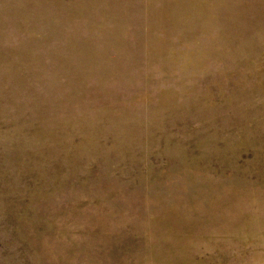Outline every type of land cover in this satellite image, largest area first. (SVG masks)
I'll return each mask as SVG.
<instances>
[{
  "label": "rangeland",
  "instance_id": "1",
  "mask_svg": "<svg viewBox=\"0 0 264 264\" xmlns=\"http://www.w3.org/2000/svg\"><path fill=\"white\" fill-rule=\"evenodd\" d=\"M0 264H264V0H0Z\"/></svg>",
  "mask_w": 264,
  "mask_h": 264
}]
</instances>
